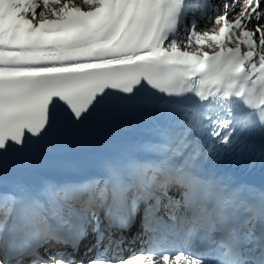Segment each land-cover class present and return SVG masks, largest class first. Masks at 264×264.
I'll use <instances>...</instances> for the list:
<instances>
[{"label": "snow or ice", "instance_id": "snow-or-ice-1", "mask_svg": "<svg viewBox=\"0 0 264 264\" xmlns=\"http://www.w3.org/2000/svg\"><path fill=\"white\" fill-rule=\"evenodd\" d=\"M0 264H264V0H0Z\"/></svg>", "mask_w": 264, "mask_h": 264}]
</instances>
